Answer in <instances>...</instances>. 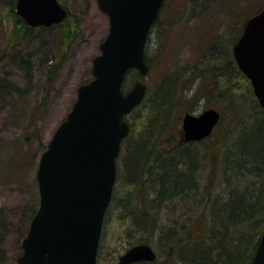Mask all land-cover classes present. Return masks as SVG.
Masks as SVG:
<instances>
[{
  "label": "trees",
  "instance_id": "16d2710c",
  "mask_svg": "<svg viewBox=\"0 0 264 264\" xmlns=\"http://www.w3.org/2000/svg\"><path fill=\"white\" fill-rule=\"evenodd\" d=\"M212 1L188 2V16L192 18L194 9L202 2ZM15 5L16 0H11L12 11L16 10ZM15 18L23 30L24 41L29 42L37 28L28 26L17 14ZM161 18L160 14L157 24L165 28L168 22ZM180 18L183 22L186 15L170 17V26ZM76 20L69 13L58 24L61 44L47 71L46 84L50 87L79 32ZM239 21L231 22L226 32L216 35L212 43L217 39L220 44H211L212 55L202 69L196 65L193 69L185 67L190 73L187 78H180L176 70L165 74L161 83L150 87L142 103L147 108V121L139 132L128 136L126 148L131 165L126 175L120 166L119 178L130 187L137 184L132 186L135 202L127 200L131 224L126 232H136L135 243H150L158 256L154 262L135 264H250L255 256L264 230V108L232 54V46L244 25ZM23 39L22 47L27 45ZM216 59L221 63L213 61ZM148 63L152 68L150 57ZM225 65L228 66L224 68ZM193 87L197 91L191 97L188 93ZM201 97L222 111L221 122L207 138L185 143L178 123L180 114L191 110L187 104ZM166 130V140L161 144L160 137ZM181 149L188 154L180 156ZM169 150L178 152V158L165 157L163 153ZM183 162L186 169L179 168ZM126 197L116 196L117 201Z\"/></svg>",
  "mask_w": 264,
  "mask_h": 264
},
{
  "label": "rangeland",
  "instance_id": "374dc122",
  "mask_svg": "<svg viewBox=\"0 0 264 264\" xmlns=\"http://www.w3.org/2000/svg\"><path fill=\"white\" fill-rule=\"evenodd\" d=\"M186 1L167 0L161 20L169 23V26L165 23L169 30L165 36V28L158 23L148 41L146 54L150 57L152 71L147 76H137L136 71L128 73L125 91L138 79L144 80L150 89L161 83L165 74L175 70L181 72L185 67L193 69L195 65L202 69L212 55L209 50L216 35L220 31L226 32L232 25L230 12L243 10L240 19L244 21L246 15L264 4V0L202 2L191 18L186 11ZM10 2L0 0V264H17V258L22 255V240L40 201L36 174L40 155L72 109L78 87L92 79L93 58L101 54L100 45L110 29L109 17L100 10L97 0H59L77 19L80 28L66 51L65 62L54 85L50 87L46 84L47 71L51 59L60 51L61 27H36L33 38L24 41L23 30ZM181 13L186 15L185 20L175 19L170 26L169 18ZM22 39L23 44H27L22 47L26 53L24 59L13 50ZM187 105L195 113L210 106L204 99ZM145 109L147 113V108L142 105L128 115L127 119L133 125L132 133L139 132L147 121ZM182 111L183 108L179 109ZM180 115L182 117V113ZM178 123L181 127V121ZM129 138L119 157L123 175L131 165L126 148ZM117 182L115 199L104 226L99 264H114L126 246L138 239L136 232H126L131 224L126 203L127 200L131 204L135 202L133 185H126L121 178ZM116 196H127L121 199L126 206L121 200L117 201Z\"/></svg>",
  "mask_w": 264,
  "mask_h": 264
},
{
  "label": "water",
  "instance_id": "95a60500",
  "mask_svg": "<svg viewBox=\"0 0 264 264\" xmlns=\"http://www.w3.org/2000/svg\"><path fill=\"white\" fill-rule=\"evenodd\" d=\"M165 0H98L109 15L110 30L96 56L93 79L82 83L78 99L40 157L37 179L40 206L32 217L18 264H97L105 213L117 178V157L130 131L124 116L143 100L147 85L138 81L124 95L129 68L149 72L145 50L148 33ZM17 13L32 26L52 25L67 17L58 0H17ZM233 52L264 106V9L249 18ZM221 113L208 108L186 112L185 140L212 134ZM250 264H264V233ZM149 243L135 244L119 264L154 261Z\"/></svg>",
  "mask_w": 264,
  "mask_h": 264
},
{
  "label": "bare ground",
  "instance_id": "6f19581e",
  "mask_svg": "<svg viewBox=\"0 0 264 264\" xmlns=\"http://www.w3.org/2000/svg\"><path fill=\"white\" fill-rule=\"evenodd\" d=\"M191 1L192 0H187L186 2V4L188 5V2L189 3H191ZM195 4H196V2H194ZM196 9V8H195ZM194 9V10H195ZM244 11L243 10H240V12H235V13H233L232 11L230 12V14H229V19L230 20H232V22H237V21H239V19H240V15H242V13H243ZM194 14H195V12H194ZM167 30H169V28L167 29V28H165V32H164V35L166 36V34H167ZM214 44H212V47H214V46H218L220 43L219 42H217V39L213 42ZM14 52H16V54L18 55V57H20V59H24L25 57H26V53H25V49L23 50V48H22V43L20 42V44H17L16 46H14ZM214 62H218V63H221L219 60H217L216 59V61L215 60H213ZM228 65H225L224 66V68H226ZM179 74H181L180 75V78H187V77H189V72L188 71H186L185 69H183L181 72H179ZM186 74V75H185ZM138 81H141V79H138L136 82H138ZM135 82V83H136ZM196 87V86H195ZM195 87H193V88H191V90H189V93H188V95L189 96H193V95H195V93H196V91H197V89H195ZM204 98L203 97H201L200 99H198V101L197 102H200V101H202ZM204 100H206V99H204ZM207 102L210 104L211 102H209L208 100H207ZM166 127H167V125H165ZM168 132V130H166V132L165 133H163L162 135H161V137H160V141H161V144H162V142H165V140H166V133ZM165 147V146H164ZM177 148V147H176ZM171 150H174V149H171ZM176 150V149H175ZM176 154H178V152L176 153H174V151H167V152H164L163 153V155H165V157H170V158H178L177 157V155ZM179 154H180V156H182V157H184V155H187L188 154V152H187V150H180L179 151ZM177 160V159H176ZM184 164V165H183ZM183 164L181 165V166H179V168L180 167H183V168H185V162H183ZM186 169V168H185ZM179 174V173H178ZM177 175V174H176ZM175 180H176V178H174ZM137 184L134 182L133 183V186H136ZM124 200V199H123ZM122 200V204L124 205V206H126V204L128 205V203H126L125 204V201H123ZM255 254H256V252H255ZM254 254V255H255ZM256 256V255H255ZM254 256V257H255Z\"/></svg>",
  "mask_w": 264,
  "mask_h": 264
}]
</instances>
